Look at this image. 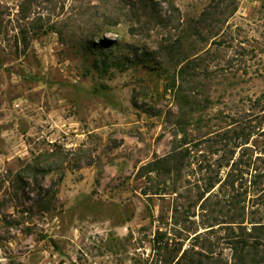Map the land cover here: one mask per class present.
I'll list each match as a JSON object with an SVG mask.
<instances>
[{
    "label": "rangeland",
    "instance_id": "obj_1",
    "mask_svg": "<svg viewBox=\"0 0 264 264\" xmlns=\"http://www.w3.org/2000/svg\"><path fill=\"white\" fill-rule=\"evenodd\" d=\"M168 263L264 264V0H0V264Z\"/></svg>",
    "mask_w": 264,
    "mask_h": 264
},
{
    "label": "trees",
    "instance_id": "obj_2",
    "mask_svg": "<svg viewBox=\"0 0 264 264\" xmlns=\"http://www.w3.org/2000/svg\"><path fill=\"white\" fill-rule=\"evenodd\" d=\"M139 1H141L143 4H145V7H147L150 0H139ZM207 11H208V8L203 12V15L206 14ZM102 43H104V41H102ZM92 45H95V43L92 42ZM190 68H191V62L190 61H188L186 64H184L180 68L179 78H181V80H183V78H184L185 80L188 81L187 74L189 73ZM181 89L182 88H180L179 93L180 92L182 93ZM237 137H238V139L242 140V137H240V134H238ZM191 142L192 141H190L188 139L186 127H184V125L181 124V129H179V131L176 133V144H175L172 152L166 157L158 158L157 160L151 161V162L139 167L137 175H141L144 171L146 174H151V173L155 172V174L167 175L168 177H170L171 175H177V176L182 175L183 170L186 167H189L190 164H192V162H194L191 160L195 159V156L192 154V149H191V145H190ZM193 144L195 146L198 145V141L193 142ZM223 166H224V164H223ZM200 167H203V166L200 165ZM208 168H210V166H208ZM43 170L44 169L41 167H39V168L34 167L33 168L34 173L40 172ZM217 178H218L217 175H216V177H210V179L208 180L206 191H210L211 189H213L215 187V184L220 181V179H217ZM163 183L165 185L166 182H163ZM232 184H233V182L231 183V185ZM164 185L161 186L160 188L153 189V191L151 193H154V194L164 193L168 188L166 185L165 186ZM174 189L177 190L176 187ZM145 193L149 194L150 192L147 191ZM203 197H204V195H201L198 200L202 199ZM191 208H192V205H186V206H184V211L187 210V212L189 213ZM178 260H177V262H179ZM168 264H170V263H168ZM175 264H177V263H175Z\"/></svg>",
    "mask_w": 264,
    "mask_h": 264
}]
</instances>
